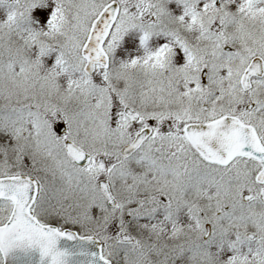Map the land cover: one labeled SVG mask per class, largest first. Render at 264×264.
<instances>
[{
    "label": "snow or ice",
    "instance_id": "1",
    "mask_svg": "<svg viewBox=\"0 0 264 264\" xmlns=\"http://www.w3.org/2000/svg\"><path fill=\"white\" fill-rule=\"evenodd\" d=\"M0 264H264V0H0Z\"/></svg>",
    "mask_w": 264,
    "mask_h": 264
}]
</instances>
